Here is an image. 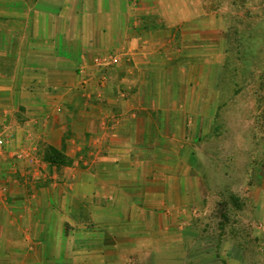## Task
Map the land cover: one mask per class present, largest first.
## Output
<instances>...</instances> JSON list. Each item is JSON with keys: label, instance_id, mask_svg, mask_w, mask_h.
Here are the masks:
<instances>
[{"label": "crops", "instance_id": "0c3cea01", "mask_svg": "<svg viewBox=\"0 0 264 264\" xmlns=\"http://www.w3.org/2000/svg\"><path fill=\"white\" fill-rule=\"evenodd\" d=\"M223 28L206 0H0V264L186 262Z\"/></svg>", "mask_w": 264, "mask_h": 264}, {"label": "rangeland", "instance_id": "374dc122", "mask_svg": "<svg viewBox=\"0 0 264 264\" xmlns=\"http://www.w3.org/2000/svg\"><path fill=\"white\" fill-rule=\"evenodd\" d=\"M206 1L224 26L214 35L223 41L224 71L219 89L207 94L215 118L198 142L197 165L218 200L197 217L184 264H264L263 197L256 204L264 193V0ZM0 194L10 203L9 189Z\"/></svg>", "mask_w": 264, "mask_h": 264}, {"label": "trees", "instance_id": "16d2710c", "mask_svg": "<svg viewBox=\"0 0 264 264\" xmlns=\"http://www.w3.org/2000/svg\"><path fill=\"white\" fill-rule=\"evenodd\" d=\"M45 160L57 166L67 163V158L63 152L51 145H48L45 149Z\"/></svg>", "mask_w": 264, "mask_h": 264}]
</instances>
